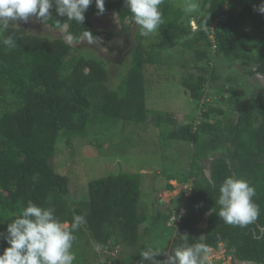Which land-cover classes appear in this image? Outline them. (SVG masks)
I'll return each mask as SVG.
<instances>
[{
	"label": "trees",
	"instance_id": "16d2710c",
	"mask_svg": "<svg viewBox=\"0 0 264 264\" xmlns=\"http://www.w3.org/2000/svg\"><path fill=\"white\" fill-rule=\"evenodd\" d=\"M196 2L199 10L186 13L173 0H163L162 23L148 36L140 34L138 25L123 23L130 16L124 0H105L102 13L119 15V29L94 27L93 17L102 15L95 0L82 24L69 22L62 34L73 44L84 35L105 36L109 41L128 38L135 26L129 68L116 88L110 86L102 60L79 52L63 37H39L20 27L0 33V232L31 200L53 208L68 227L74 215L84 216L86 222L75 232V259L86 261L85 254L91 252L97 264H141L142 230L155 231V227L170 234L166 225L172 211V222L179 219V224L168 255L187 234L189 244L202 240L210 249L224 245L237 263L264 264V13L258 11L264 0ZM50 11L52 17L44 22L33 18L56 31L57 20L66 18ZM8 36L15 47L3 45ZM174 50L189 57L190 68L181 74L180 84L198 108L181 123L168 111L153 112L146 103L154 82L149 77L172 69L168 56ZM214 58L237 62L246 73L260 76L263 83L256 94L231 106L244 95L228 86L234 78H223L212 63ZM211 88L217 93V106L208 103ZM155 113L152 121L160 144L173 140L184 145L179 143L182 148L177 149L183 157L180 172L162 173L165 189L172 191L169 181H177L190 190L171 200L166 219L157 214L156 202L149 198L152 191L143 195L148 176L137 173L90 181L82 199L70 202L67 178L50 164L57 143L64 140L69 146L73 140H86L93 118L146 124ZM159 154L165 161L163 148ZM226 176L245 179L255 189L259 216L247 226L226 224L212 211L218 212L215 201ZM8 246L0 239V253ZM97 252L103 253L102 259Z\"/></svg>",
	"mask_w": 264,
	"mask_h": 264
},
{
	"label": "rangeland",
	"instance_id": "374dc122",
	"mask_svg": "<svg viewBox=\"0 0 264 264\" xmlns=\"http://www.w3.org/2000/svg\"><path fill=\"white\" fill-rule=\"evenodd\" d=\"M178 7L185 10V5L196 0H173ZM114 14H102L93 17L92 22L96 29L109 31L119 29L120 25L115 20ZM18 27L25 29L28 33L39 37L49 39L63 37L76 50L91 57L102 60L110 75V86L116 88L119 80L125 75L129 68L130 50L133 45L132 36L135 33V26L130 30V37L118 38L109 41L105 36L93 39L88 35H84L76 44H73L71 38L64 37L59 30H52L44 26L40 21L30 17L27 22L23 20L16 21ZM191 26H194L191 24ZM9 27H16L14 22ZM194 29V27H193ZM172 69H164V75H157L152 72L149 77L154 80L151 89L146 94L147 108L153 112H170L179 120L189 119L198 111L195 102L189 98L184 89L181 87V74L187 72L188 56L182 54L178 50L169 52ZM212 63L217 67L219 74L224 77L234 78V81L228 84L229 87L235 89L239 93H243L244 97L238 98L232 102L231 106L243 104L252 95H255L258 88L262 85L263 80L260 76L250 75L243 70L239 63H228L221 58L212 59ZM167 70V71H166ZM168 74V75H167ZM214 92V94H213ZM210 98L208 103L211 106H217L218 98L215 89H209ZM240 97V95H238ZM155 115L149 117L146 124H131L111 119L113 121L103 119L101 117L93 118L90 125L89 136L86 140H73L69 146L61 140L56 145V153L50 161L54 171L67 178L68 180V196L70 202L81 200L85 193V185L90 181L98 180L120 173H137L145 174L143 195L147 197L150 190L149 198L156 202L155 209L157 214L166 219L171 209V200H176L182 191L186 189L176 181H169L172 191L165 189V178L162 173L165 170L180 172V166L183 157H179V148L184 146L183 143L177 141H162L161 144L156 135L157 129L154 127ZM220 118V117H219ZM154 122H153V121ZM110 133V134H108ZM167 142H173L169 146ZM181 143V144H179ZM181 145V146H180ZM166 152L167 158L164 161L159 154L161 149ZM148 179V181H146ZM146 199V198H145ZM148 212V209L145 210ZM170 220L167 227L172 231H160L153 227L155 231L141 232L142 242L144 244L143 252L152 249L159 251L160 255L156 257L162 258V263L157 260V264H165L168 256V249L172 238L175 237L177 224L170 223L174 219L171 211ZM170 224V225H169ZM67 226V225H66ZM200 227H202L200 225ZM142 252V253H143ZM99 259H102L103 253L97 252ZM91 252L85 254L86 261L75 259L73 264H97L98 260L92 259ZM221 256V250L213 253L209 258H214L218 262ZM221 261V260H220Z\"/></svg>",
	"mask_w": 264,
	"mask_h": 264
},
{
	"label": "clouds",
	"instance_id": "9594fccd",
	"mask_svg": "<svg viewBox=\"0 0 264 264\" xmlns=\"http://www.w3.org/2000/svg\"><path fill=\"white\" fill-rule=\"evenodd\" d=\"M162 2L163 0H124L130 16L125 17L123 23L138 25L143 36L156 32L162 23ZM92 3L93 0H0V33L7 30L12 22L18 27V20L27 22L30 17H34L44 22L52 17V9H55L58 16L66 18L64 22L57 20L54 25L60 32L66 33L69 22L83 23L85 13ZM95 5L99 14L105 11V0H95ZM198 10L197 2L185 5L186 13ZM258 11L264 13V3H261ZM118 18L119 15L116 16L117 22ZM2 43L9 48L15 47L11 36L4 38ZM180 185L186 188L182 189L185 194L190 192L189 185ZM218 191L215 204L219 209L218 212L212 211L224 223L244 227L257 220L260 210L253 201L256 192L247 180L226 176ZM176 221L175 224H179V219ZM85 222L84 216L74 215L68 227L55 215L53 208H44L29 200L22 213L7 224L5 232H0V239L9 245L0 253V264H73L75 232ZM170 223L174 224L172 221ZM180 237L184 243L177 245L167 256V264H246L235 262L232 256L227 255L222 244L217 245L216 249H210L202 240L189 244L187 234ZM219 250L221 261L209 258ZM159 255V251L148 249L141 255V264H157L156 257Z\"/></svg>",
	"mask_w": 264,
	"mask_h": 264
}]
</instances>
